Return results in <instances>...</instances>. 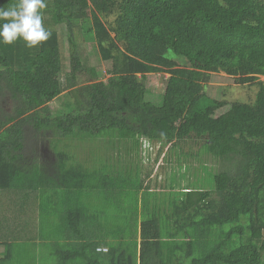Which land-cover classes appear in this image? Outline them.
Wrapping results in <instances>:
<instances>
[{"label": "trees", "instance_id": "1", "mask_svg": "<svg viewBox=\"0 0 264 264\" xmlns=\"http://www.w3.org/2000/svg\"><path fill=\"white\" fill-rule=\"evenodd\" d=\"M7 3L0 0V6ZM46 3L44 23L49 14L67 29L70 71L63 84L55 30L37 50L0 45V202L9 192L24 201L42 191L40 208L55 212L48 207L55 190L59 203L53 208L63 204L64 210L51 215V232L45 227L38 238H23V229L19 236L0 231V264H264V0ZM84 33L111 63L106 81L81 56ZM213 73L256 85V102L203 105ZM148 74L169 75L161 105L146 99L139 75ZM64 91L65 110L54 114L49 104ZM6 96L13 102L10 113L2 107ZM115 138L121 142L113 144ZM144 138L165 145L204 139L205 153L224 168H203L210 188L163 198L145 190L139 213L131 194L135 185L124 172L129 166L115 172L109 162L101 169L89 152L102 139L104 149L123 153L124 147L133 154ZM102 194H111L115 204L125 198L128 205L111 231L87 206ZM102 246L108 252H99Z\"/></svg>", "mask_w": 264, "mask_h": 264}, {"label": "rangeland", "instance_id": "2", "mask_svg": "<svg viewBox=\"0 0 264 264\" xmlns=\"http://www.w3.org/2000/svg\"><path fill=\"white\" fill-rule=\"evenodd\" d=\"M116 16L117 14L110 17L108 22L112 24ZM44 24L46 28L49 30H55L59 34L63 63V72L60 78L64 84L65 75L70 71V48L67 38V29L64 25L56 26L51 19V15L49 14L46 15ZM78 40L81 56L88 60L91 67L98 70L101 80L106 81L109 78L111 63L104 62L102 60L97 48V44L93 40V36H86V33H84L83 36H80ZM15 46L17 49H22L25 44L23 41H18L15 43ZM34 49L37 50V48H33V50ZM21 51L19 50V52ZM14 54L16 55V52ZM175 61L178 63L179 67L189 68L186 61H181L180 59H175ZM1 69L2 68H0V70ZM168 77V74H165V79H162L158 74H148L146 76L139 75V80L145 83L149 91L146 97L148 102H151L155 105H161L163 94L166 88V79ZM259 81H264V77H260ZM205 93L207 97L202 102V104L207 106H209L211 100H225L229 102L253 104L257 100L258 87L254 84L242 85L238 83L236 79L228 77L224 73H213L210 76L208 85L205 86ZM67 98L68 91H64L61 96L49 104V107L52 109L54 114H58L59 112L65 110V102ZM1 100L3 109L7 113H10L13 107V102L11 101L10 97L6 96ZM146 139L147 138H144V145L141 143L137 147H134V153H130L128 155L125 153L126 149L124 147L122 148L123 153L121 150H117V152L116 150L113 151L112 149L108 148L104 149V142H102V139L93 142L95 144L80 145L81 147L85 146L86 148L90 145V148L96 150L93 151L94 153L89 152V155H96L97 166H99L101 169H103L104 164L106 165V163L109 162H113L112 169L115 172L119 171V169L123 170L122 167L124 166H121L123 163L125 166H129L124 170V172L126 176L127 174L129 175L135 185V188L130 189L133 190L131 194L135 195L134 200L136 202L139 201V206H137L139 213L142 211L141 201L143 199L141 195L145 190H151L155 193H158L160 194L159 196L163 198L164 193L168 194L170 192H179L180 190L195 189L199 187L201 188L203 186H205V188H210V185H208L207 181V172L203 168L208 167L210 170H212V172H216L224 168L223 162L214 159L205 153L204 139L189 138L183 141L176 140L172 143H169L168 145L160 143L153 144L150 140L147 144V141H145ZM120 142L121 141L119 138H115L113 144H119ZM105 143L107 146L106 141ZM153 151H155V153ZM153 153L154 155H152ZM79 154L81 159L82 156L86 157L84 152H80ZM109 155L110 157L107 158ZM133 156H136L134 158L135 161L128 162L127 159L132 160ZM119 160H121V162H119ZM124 172L122 171L121 174H124ZM113 190L114 189H112V191ZM50 192L57 199L55 190ZM121 192L125 193L123 190ZM40 194H42V191ZM120 196H126V193ZM138 196L141 197L138 199ZM68 197H70V195ZM68 197L65 198L68 200ZM101 198L98 200H91L95 202L94 205L89 204L87 206L90 208V213H92V215H99V218L97 217L98 220H101V223L106 226V229L111 231L112 227H114L113 225L117 222V217H120L121 215L119 211L123 209V206L126 205V207H128V205L126 204L125 198L115 204L111 198V194H102ZM80 201L83 202L88 200L81 198ZM62 206L63 205L59 206L60 208L58 211L60 213H63L64 210ZM146 213L147 212H144L143 216L139 215L134 217V220L135 218L137 219V217L143 219L147 215ZM103 236L107 237L105 230L103 231ZM105 239L107 240L108 238ZM58 242H63V240ZM101 248H106V246H102ZM48 260L49 259H44L43 264H47Z\"/></svg>", "mask_w": 264, "mask_h": 264}, {"label": "clouds", "instance_id": "3", "mask_svg": "<svg viewBox=\"0 0 264 264\" xmlns=\"http://www.w3.org/2000/svg\"><path fill=\"white\" fill-rule=\"evenodd\" d=\"M46 8V0H8L0 6V45L23 41L29 49L42 47L51 37L44 24Z\"/></svg>", "mask_w": 264, "mask_h": 264}, {"label": "crops", "instance_id": "4", "mask_svg": "<svg viewBox=\"0 0 264 264\" xmlns=\"http://www.w3.org/2000/svg\"><path fill=\"white\" fill-rule=\"evenodd\" d=\"M153 155V154H152ZM31 199L29 197H23L22 200L17 198V194L14 192H9L5 198L1 200L0 206V231L4 233L8 230L9 233H12L16 236H19V232L23 229V238L27 236H34L38 238V233L41 229H45L48 232H51V229L47 227L48 222L55 220L54 216H51L53 213L59 214L60 212L53 208L54 206H58L59 199L54 198L51 201L52 205H48L55 210H48L40 208V204L44 202V198L41 197L39 191L31 192ZM71 196V195H70ZM74 198V196L72 195ZM72 201V199H69ZM48 201V199H46ZM22 202H25L24 204ZM29 203L32 204V213L29 210ZM63 205V204H60ZM40 221L43 222V226L40 225ZM43 227V228H42ZM40 246V244H38ZM41 247V246H40ZM40 249V248H37ZM1 251V248H0Z\"/></svg>", "mask_w": 264, "mask_h": 264}, {"label": "built area", "instance_id": "5", "mask_svg": "<svg viewBox=\"0 0 264 264\" xmlns=\"http://www.w3.org/2000/svg\"><path fill=\"white\" fill-rule=\"evenodd\" d=\"M98 251L99 252H108V249L107 248H99Z\"/></svg>", "mask_w": 264, "mask_h": 264}]
</instances>
